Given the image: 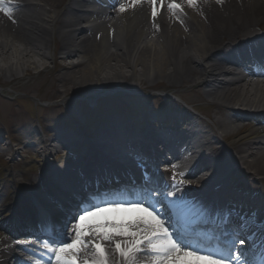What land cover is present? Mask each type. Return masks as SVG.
<instances>
[{
	"label": "bare ground",
	"instance_id": "obj_1",
	"mask_svg": "<svg viewBox=\"0 0 264 264\" xmlns=\"http://www.w3.org/2000/svg\"><path fill=\"white\" fill-rule=\"evenodd\" d=\"M124 2L129 10L121 14L114 10L117 0H11L12 18L0 13V82L38 70L41 65L33 59H48V51L57 39L60 52L52 55V60L58 65L55 83L59 96L94 92L97 97L100 91L120 85L133 90L188 88L189 94L197 93L210 101L220 118H212L208 127L179 109L138 120L115 117L89 133L92 142L82 138L74 127L53 131L50 139L34 134L25 137L37 140V144L26 146L39 158L28 163L27 171L36 172L40 178L38 183L33 176H24L29 180L24 184L20 175H14L24 195L15 192L9 199L4 188L0 191V264H48L44 252L27 246L37 242L20 239L17 244L16 238H30L35 233L63 239L77 203L86 200L85 194L102 201L116 194L126 195L136 185L145 184L123 174L94 146L143 166L172 161L169 174L186 177L191 184L161 181L153 174L148 176L147 184L163 190L154 197H164L168 211L176 208L180 199L183 215L201 220L214 218L206 212V202L196 203L206 198L199 193L202 187H212L227 175L239 178V170L248 175L250 182L256 178L264 181V81L250 80V74L264 69V0H225L222 5L209 0L196 9L184 0H165L161 7L158 0L155 19L147 0L136 6L130 0ZM171 2L181 4L183 15L174 17L167 11ZM92 5L93 10L86 9ZM101 7L113 11L105 14ZM240 41L250 44L237 46ZM139 99L144 104L154 103L150 98ZM243 123L254 126L244 132ZM2 139L8 136L0 137V145H6ZM138 151L141 156L134 155ZM66 152L69 156L64 160L55 158ZM3 154L4 150L0 151V156ZM67 160L69 166L63 167ZM219 184L223 188L216 194L215 218L229 213L228 224L239 237L248 238L247 231L259 226L264 229V199L235 195L229 183ZM170 199L176 200L175 204L171 205ZM4 211L9 215L3 216ZM260 231H253L250 238L264 246ZM104 246L111 264H125L113 251L114 245ZM79 259L81 264H92L95 257L89 250ZM140 264L153 262L141 259Z\"/></svg>",
	"mask_w": 264,
	"mask_h": 264
},
{
	"label": "rangeland",
	"instance_id": "obj_2",
	"mask_svg": "<svg viewBox=\"0 0 264 264\" xmlns=\"http://www.w3.org/2000/svg\"><path fill=\"white\" fill-rule=\"evenodd\" d=\"M52 45L48 51V59L43 62L38 57L33 59L41 65L38 70L30 74L25 73L12 81L4 79L0 82V137L8 136V139H2L7 145H0V150L5 151L0 156V191L4 188L9 199L15 192L24 195L20 184H16L14 175H20V182L24 184H29V180L23 178L29 175L35 177L39 183V175L27 171L28 163L35 158L39 159L32 150L26 149L28 144H37L35 139H25L30 134L36 136L34 132L42 134L47 139L53 131L69 129L74 127L73 125L76 132H81V129L94 132V129L109 123L115 117L138 120L153 113L154 115L173 113L175 108L181 109L183 113L187 111L208 127L212 124V118H220L210 106V101L202 99L197 93L189 94L188 88L177 91L160 88L133 90L127 85H120L100 91L97 97H94V92L59 96L55 83L58 65L54 64L52 55H59L60 44L55 39ZM77 59L78 56L74 57L73 61L76 62ZM24 62L29 64V61ZM139 98H153L156 101L153 104L151 102L144 104ZM173 105L175 106L172 107ZM71 117L79 124H73ZM243 126L246 132L254 124L243 123ZM232 142L233 139L230 138L228 143ZM10 148L17 154L8 151ZM55 158L64 160L62 155ZM240 174L245 180V185L237 187V182L233 181L236 188L231 190L236 191L234 194L264 199V182H254L251 179L253 183L248 181L250 178L245 176L244 171ZM2 214L9 215L7 211Z\"/></svg>",
	"mask_w": 264,
	"mask_h": 264
},
{
	"label": "snow or ice",
	"instance_id": "obj_3",
	"mask_svg": "<svg viewBox=\"0 0 264 264\" xmlns=\"http://www.w3.org/2000/svg\"><path fill=\"white\" fill-rule=\"evenodd\" d=\"M130 2L136 6L140 5L142 0ZM147 2L151 4V16L155 19L159 14L158 0ZM184 2L196 9L198 4H208L209 0ZM214 2L222 5L225 0ZM164 4L165 0H159L161 7ZM10 5L11 0H0V13L9 19L14 11ZM114 10L123 14L129 10L128 4L124 0H117ZM167 11L174 17L184 13L178 2L169 3ZM70 230L72 234H66V240L62 244L39 242L44 249L43 255L47 256L48 264H81L79 258L89 250L93 251L95 257L92 264H111L109 250L105 244L114 245L113 251L125 264H140L141 259H150L153 264H225L223 259L214 258L210 252H198L185 247L182 240L169 230L166 218L155 206L143 203H116L85 208L75 218ZM117 240L123 243H118ZM234 259L236 264H240V255H236ZM84 264H88V261H84Z\"/></svg>",
	"mask_w": 264,
	"mask_h": 264
}]
</instances>
